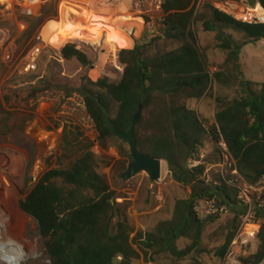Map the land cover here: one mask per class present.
<instances>
[{
  "label": "trees",
  "instance_id": "trees-1",
  "mask_svg": "<svg viewBox=\"0 0 264 264\" xmlns=\"http://www.w3.org/2000/svg\"><path fill=\"white\" fill-rule=\"evenodd\" d=\"M196 1L164 0L163 36L181 42V46L152 58L146 57L138 45L122 49L118 53L119 62L124 66L122 73L104 63L103 50L89 54L83 48L68 44L62 50V57L85 72L82 75L85 83L80 90L100 142L114 139L125 143L113 137L106 127L103 106L122 133L129 131L140 106L143 111L153 108L148 124L152 133L145 138L136 136L137 147L142 154L167 162L176 182L185 185L193 182L205 187V180L201 178L207 167L200 163L199 155L209 140L215 146H225L217 150V161H222V155L229 157L232 164L229 170L236 171L248 184L256 185L264 180V83L244 79L240 56L244 46L264 40V23L235 21L211 3L197 10ZM236 1L260 6L264 12V0ZM198 26L214 33L217 48L226 54L224 64L214 73L210 72L208 55L198 46L193 30ZM58 29L59 34H67L70 26ZM226 30L240 34L241 41L226 34ZM56 39L59 43L63 40ZM213 82L237 88L240 95L231 100L216 98L214 125L208 128L181 100L203 98ZM52 84L56 83L52 81L16 91L5 89L4 102L9 110L16 112L26 108L37 95L50 90ZM160 97L168 101L162 102ZM63 139L66 156L73 145L66 134ZM76 143L82 150L81 156L68 167L44 173L19 203L20 210L37 222L50 264H135L140 255L162 254H170L178 260L191 258L195 264H204L201 259L207 249L203 246V234L219 220L220 213L200 219L195 204L201 199H214L217 209L227 205L235 212L232 231L216 252L220 261L225 260L239 229L241 212L233 209L238 203V188L221 179L216 185L203 189L193 187L188 199L176 202L171 220L159 223L152 233H138L131 239L133 230L119 216L111 189L98 173L95 153L81 140ZM191 160L200 164L189 168ZM259 204L256 202L255 206ZM257 211L256 217L264 218V205ZM116 216L119 217L114 223ZM256 237L259 243L256 253L240 259L242 264L264 262V222ZM179 239L190 241V245L180 250L177 247Z\"/></svg>",
  "mask_w": 264,
  "mask_h": 264
},
{
  "label": "rangeland",
  "instance_id": "rangeland-1",
  "mask_svg": "<svg viewBox=\"0 0 264 264\" xmlns=\"http://www.w3.org/2000/svg\"><path fill=\"white\" fill-rule=\"evenodd\" d=\"M218 1L197 0L196 6L202 7L205 3L214 5ZM163 2L0 1V264H50L37 222L20 210L19 203L28 196L44 173L68 167L81 156L82 150L76 143L78 140L90 145L91 151L95 153L98 173L111 189L120 210L119 216L133 230L131 239L138 233H152L159 223L171 220L176 202L188 199L193 187L203 189L211 184L216 185L220 179L238 188L239 192H249L251 211L256 221L254 229L260 230L264 218L260 219L256 215L257 209L260 210L264 205V180L250 185L236 171L229 170L232 166L230 160H224L222 155V161H217V150L224 149L223 144L215 146L207 140L200 151L199 161L207 167L201 178L205 180V187L193 182L188 185L176 182L165 161L159 183H150L144 172L126 182L122 181L121 176L132 163L130 149L126 143L114 139L99 141L96 126L88 115L80 90L85 83L82 81L85 72L82 73L76 65L67 63L62 57V50L68 44L83 48L89 54L90 51L103 50L104 63L122 73L124 66L119 62L118 54L122 49H133L138 45L149 58L177 49L181 42L163 36ZM28 10H31V14ZM256 13L264 22V12L258 8ZM67 24L70 26L68 33L59 34L58 27ZM193 30L197 35L198 46L209 57L210 72H216L226 60L225 52L217 48L214 33L206 32L200 26ZM225 32L237 42L241 41L240 34L233 30ZM56 38L63 40L59 43ZM37 43L43 47L38 68L34 72H26L28 54ZM240 66L244 79L264 83V40L243 47ZM52 81L56 84H52L47 92L37 95L26 108L16 112L7 108L3 98L5 89L16 91ZM89 88L98 92L94 87ZM239 95L240 90L237 88H226L213 82L203 98L181 102L195 111L209 128L214 125L216 98L231 100ZM161 99L162 102L168 101ZM152 111L153 108L142 111L140 121H143H139L137 138L151 135L148 124ZM65 134L73 145L66 156L63 154ZM200 163L191 160L188 166L193 168ZM237 200L233 209L242 214L248 209L240 204L239 198ZM256 202L260 203L258 207L255 206ZM216 205L215 201V213H220V218L207 227L203 234V246L207 254L202 256L201 261L204 264H242L240 259L256 253L259 244L257 237L251 238L237 231L225 260L220 261L216 252L228 232L232 231L235 212L227 205H221L220 209ZM202 211L205 213L206 209ZM197 214L200 219L208 217ZM119 216H116L114 223ZM189 245L188 240L177 241L180 250ZM135 264H195V261L191 258L178 260L170 254L140 255Z\"/></svg>",
  "mask_w": 264,
  "mask_h": 264
},
{
  "label": "built area",
  "instance_id": "built-area-1",
  "mask_svg": "<svg viewBox=\"0 0 264 264\" xmlns=\"http://www.w3.org/2000/svg\"><path fill=\"white\" fill-rule=\"evenodd\" d=\"M196 5V4H195ZM214 8L220 13L234 19L235 21L246 23V24H258L264 23L257 15V7H251L246 1L236 0H224L215 3ZM200 6H196L199 8ZM31 14V10H28ZM43 47L41 44H35L30 50L25 70L26 72H34L38 68L39 58L41 56ZM224 160L229 161L228 157L224 156ZM240 204L245 206L246 209L239 217V233H245L251 238H255L258 231L255 228V215L251 211V197L247 190H242L239 194ZM202 209H206L205 213ZM195 211L202 215H212L215 213V201L214 200H198L195 204Z\"/></svg>",
  "mask_w": 264,
  "mask_h": 264
},
{
  "label": "water",
  "instance_id": "water-1",
  "mask_svg": "<svg viewBox=\"0 0 264 264\" xmlns=\"http://www.w3.org/2000/svg\"><path fill=\"white\" fill-rule=\"evenodd\" d=\"M102 109L104 111L105 125L110 130L112 136L124 141L130 149L132 163L121 176V180L126 182L135 177L137 174L144 172L148 175L150 183H159L161 181L163 160L142 154L137 147L136 129L141 118L143 107H139V110L133 117L132 125L127 133L119 132L115 124L112 122L107 108L103 106Z\"/></svg>",
  "mask_w": 264,
  "mask_h": 264
},
{
  "label": "clouds",
  "instance_id": "clouds-1",
  "mask_svg": "<svg viewBox=\"0 0 264 264\" xmlns=\"http://www.w3.org/2000/svg\"><path fill=\"white\" fill-rule=\"evenodd\" d=\"M252 7V6H251ZM257 8H261L260 6H256ZM255 8V7H254ZM259 24V23H258ZM227 157V156H226ZM228 159H229V157H228ZM230 160V159H229ZM240 194V193H239ZM196 213H198V212H196ZM207 216H209V215H207ZM238 222H239V219H238ZM239 226H240V223H239ZM238 232H239V229H238ZM258 233H259V231H258ZM258 235V234H257Z\"/></svg>",
  "mask_w": 264,
  "mask_h": 264
}]
</instances>
